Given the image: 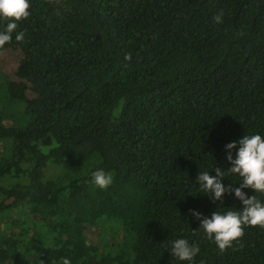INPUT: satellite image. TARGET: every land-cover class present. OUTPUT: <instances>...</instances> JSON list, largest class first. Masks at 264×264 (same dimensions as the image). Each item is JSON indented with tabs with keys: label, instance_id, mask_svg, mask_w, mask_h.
I'll return each mask as SVG.
<instances>
[{
	"label": "trees",
	"instance_id": "trees-1",
	"mask_svg": "<svg viewBox=\"0 0 264 264\" xmlns=\"http://www.w3.org/2000/svg\"><path fill=\"white\" fill-rule=\"evenodd\" d=\"M30 5L0 48L17 56L0 82V264H189L178 238L199 246L192 264H264V228L221 252L189 211L243 207L196 177L221 167L239 187L225 145L264 136V0Z\"/></svg>",
	"mask_w": 264,
	"mask_h": 264
},
{
	"label": "clouds",
	"instance_id": "clouds-1",
	"mask_svg": "<svg viewBox=\"0 0 264 264\" xmlns=\"http://www.w3.org/2000/svg\"><path fill=\"white\" fill-rule=\"evenodd\" d=\"M30 0H0V18L8 21L3 30H0V48L10 43L15 35L16 41H22L25 33L17 32L18 22L26 20L30 16ZM223 10L213 17L214 22L221 23ZM131 54L125 55L126 61H131ZM235 158L232 150L237 149ZM226 159L231 163L227 173L240 177V186L234 187V183L225 185L223 180L226 172L221 167H215V175L209 171L199 172L196 181L200 185L201 193L209 194L212 200L222 201L225 193H234L235 197L242 201L240 210H228L226 213L213 212L211 217L202 218V214L190 209L195 219L200 220V228L204 230L209 239H213L221 252L232 247L233 242L244 236L245 227L264 228V202L258 200L255 195L248 197L243 189H254L255 192L264 193V136L260 134L244 135L238 141L225 145ZM93 183L106 189L113 183V175L103 169L92 172ZM171 255L178 260L188 261L192 264L194 258L200 252L198 245L190 243L187 239L178 238L171 242ZM166 246V245H165ZM63 264H71L70 259L63 258ZM203 264V261H201Z\"/></svg>",
	"mask_w": 264,
	"mask_h": 264
},
{
	"label": "rangeland",
	"instance_id": "rangeland-1",
	"mask_svg": "<svg viewBox=\"0 0 264 264\" xmlns=\"http://www.w3.org/2000/svg\"><path fill=\"white\" fill-rule=\"evenodd\" d=\"M16 53L13 51H7L5 53L0 52V82L3 83L4 79L11 78L12 70L16 64ZM89 237V236H88Z\"/></svg>",
	"mask_w": 264,
	"mask_h": 264
}]
</instances>
